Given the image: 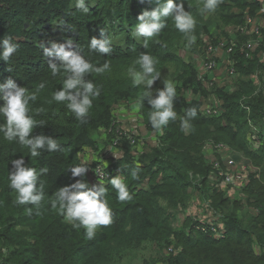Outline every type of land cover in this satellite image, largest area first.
I'll use <instances>...</instances> for the list:
<instances>
[{"label": "trees", "instance_id": "16d2710c", "mask_svg": "<svg viewBox=\"0 0 264 264\" xmlns=\"http://www.w3.org/2000/svg\"><path fill=\"white\" fill-rule=\"evenodd\" d=\"M85 2L89 7L86 14L75 7V0H0V39L10 37L18 44L17 52L8 62L0 60V83L11 78L36 95V101L29 102V115L43 125L34 128L31 135L51 136L61 146L58 151L41 150L39 157H31L28 148L16 141H7L0 133V264H116L129 252L148 243L169 240L173 235L176 245L183 249L179 253H166L167 264H264V132L260 133L263 142L260 149L254 150L249 124L251 119L264 131V61L259 57L264 51V28L262 46L254 52L253 58L246 57L243 52L252 37L240 32L237 35V46L231 54L240 73L237 87L232 91L225 88L208 91L197 81L196 62L193 58L187 62L182 56L181 50L187 41L171 18L159 36L148 40L147 47L143 45V37L137 40L132 36L138 16L157 6L153 0ZM183 3L196 20V41L188 47L192 53H202V35L215 33L216 25L222 30L229 25H245L247 13L255 17L264 7V2L259 0H222L214 16L208 17L207 13H200L203 0H183ZM101 30L107 38H113L116 32L127 35L123 43L112 41L113 51L102 55L91 52L88 47L92 37L101 38ZM61 39H72L74 46L93 65H109L103 73L86 75V79L92 80L101 90L100 96L93 100L86 123L75 118L66 102L57 103L52 99L54 92L62 88L66 73L62 69L60 75H51L49 58L44 56L42 45L50 47V41ZM141 53H148L158 61L155 67L160 75L152 86L153 96L164 88L160 76L169 70L166 81L176 86L177 119L170 121L162 132L156 130L159 143L151 144L149 151L138 160L130 154L129 142L124 139L126 156L116 167L121 169V177L128 183L133 199L120 202L109 183L116 173L104 183L90 184L86 174L73 178L68 169L85 165L80 159L85 149L97 151L99 145L95 137L99 130H114L113 110L118 102H140L146 128L155 131L149 121L151 106L144 98L146 86H133L129 71L130 68L140 70L136 60ZM255 73H259V84L251 78ZM41 83L45 84L43 89L39 88ZM187 88L194 92L190 101L182 92ZM211 96L223 101V115L202 113V99ZM2 105L3 100H0ZM244 105H248L250 111ZM193 108L196 116L189 121L188 128H182L181 118ZM3 122L0 117V124ZM211 138L229 144L244 153L254 167L263 168L259 178L251 177L247 189L251 204L259 208V215L241 217L237 204L230 205L224 193L214 192L215 206L222 207L225 212L224 238L217 239L194 226L191 231L184 227L178 233L172 232L169 228L172 214L168 210L187 204L195 180L208 185L205 177L211 165L204 158L203 146L204 141ZM21 156L29 167L47 168V173L40 178L45 202L39 214L32 205H17L14 202L17 193L9 187L11 161ZM133 169L138 170L137 180L131 178ZM76 180H83L89 187L103 185L107 188L112 223L99 226L92 240L85 238L84 228L74 229L51 207L50 200L58 188ZM26 208H32V214H28Z\"/></svg>", "mask_w": 264, "mask_h": 264}, {"label": "clouds", "instance_id": "9594fccd", "mask_svg": "<svg viewBox=\"0 0 264 264\" xmlns=\"http://www.w3.org/2000/svg\"><path fill=\"white\" fill-rule=\"evenodd\" d=\"M153 2L157 6L150 11L144 10L138 16L139 22L132 36L137 40L143 37V45L147 47L148 40L159 36L167 27L168 19L171 18L175 28L187 41L186 47L190 48L196 41L194 34L196 20L190 11L185 10L183 0L179 3L174 0H153ZM221 2L222 0H203L201 15L214 13ZM75 7L82 13L89 12L85 0H75ZM49 45L50 47L43 45L42 47L44 56L49 58L51 75L53 77L60 75L62 69L66 73L62 88L54 92L52 99L57 103L66 102L67 108L74 113L75 118L81 123H86L93 100L101 93L100 88L92 80L86 79V75L91 72L103 73L109 65L107 63L100 67L93 65L74 46L71 39L64 43L50 41ZM88 47L91 52L102 55H108L113 51L112 41L106 37L103 30H101V38L92 37ZM17 50L18 44L10 37L0 39V60L8 62ZM157 63L155 57L148 53H141L136 60L140 70L130 68L129 71L133 76V86L141 84L146 86L144 98L148 99L151 106L149 121L153 129L162 132L170 121L177 119V112L174 109L177 91L172 81H164V88L157 90L156 95L153 96L151 89L160 75L156 72ZM44 87V83L39 85L40 89ZM36 99L35 94L29 93L26 87L19 86L11 78L0 83V100H3V105L0 106V117H3L4 121L0 124V133H3L7 141H16L28 148L31 157H39L41 150L55 152L61 147L57 139L51 136L31 135L34 128L43 125L42 121L37 122L33 116L29 115V102H34ZM195 116L196 109H189L186 116L181 118V127L188 128L189 121ZM11 164L12 170L9 171L8 180L9 187L17 193L14 202L17 205H32L39 214L45 202L44 184L40 178L47 173V168L29 167L23 156L12 160ZM68 170L73 178L83 177L88 171L85 165H76ZM131 178L139 179L137 169L132 170ZM109 183L115 190L118 201L128 202L133 199L128 183L123 177L117 175L110 179ZM106 197L107 188L103 185L89 187L83 180H76L75 183L59 187L50 203L51 207L62 215L65 221L70 222L74 229L84 228L85 238L92 240L99 226H108L112 223L113 213ZM25 211L32 214L33 209L26 208Z\"/></svg>", "mask_w": 264, "mask_h": 264}, {"label": "rangeland", "instance_id": "374dc122", "mask_svg": "<svg viewBox=\"0 0 264 264\" xmlns=\"http://www.w3.org/2000/svg\"><path fill=\"white\" fill-rule=\"evenodd\" d=\"M238 11V9H236ZM207 16H214V13H207ZM216 22V21H215ZM216 25V24H215ZM216 30L220 29L216 25ZM215 30V31H216ZM126 33L116 32L113 34V38H109L114 43H123L126 38ZM216 35V34H215ZM202 39L205 40V35H202ZM222 35L220 36V38ZM72 40V39H71ZM66 41V40H65ZM63 39L57 40V43L65 42ZM222 48V47H221ZM184 49V48H183ZM183 50H181L182 53ZM222 51V50H221ZM195 56H199L201 53L193 52ZM224 53V51H223ZM185 55V53H183ZM260 57L264 58V51L259 53ZM195 56H192V60L195 61ZM185 58H188V55H185ZM201 59V58H199ZM222 62H219L218 67L214 72V76L218 79H225L226 77L222 74L221 68ZM165 75V76H164ZM169 75V70L163 72L160 76L159 81H166L167 76ZM164 76V77H163ZM256 82V81H255ZM257 83V82H256ZM183 94L190 101L194 92L191 88L182 90ZM219 97L211 96V99L215 100ZM220 99V98H219ZM141 104L140 102L133 101H121L114 105L113 110V126L114 130H99L96 134V141L99 145L97 149H85L80 154V159L83 164L88 166V172L86 173V179L91 184L94 183H104L108 180L112 173H116L121 176V169L117 168V162L121 161L126 156L127 146H125L124 139H127L130 146V154H132L135 159H139L143 153H147L149 146L151 144H157L158 142V132L150 131L145 126V118H143L140 111ZM250 124V135L258 133L263 127L258 126L254 121L253 124ZM263 132V131H262ZM160 133V131H159ZM203 154L204 158L206 156H211L215 159V163H219L222 166V161L227 158H233L235 161L241 163H250L252 161L248 159L244 153L234 149L229 144V151L227 154H222L213 149L214 143H219L213 138L206 139L204 141ZM97 148V147H96ZM121 157V158H120ZM206 160V158H205ZM207 161V160H206ZM208 163V162H207ZM209 164V163H208ZM213 165H211L210 171H212ZM104 171L108 175V178L103 182H97V178L102 179L101 176L104 175ZM209 171V173H210ZM254 173V172H252ZM254 175V174H253ZM252 175V176H253ZM250 176V178L252 177ZM255 176V175H254ZM205 180L208 181V185L203 184L201 180H195L192 189L190 190V199L187 204H179L176 208H170L168 211L172 214V219L170 221V231L179 232L186 227V231H191V226L202 230L198 227L199 222L203 224L204 228L208 227L212 218H216V214L220 215V218L217 222L219 226H226L225 221L223 220L224 210L222 207H216L212 194L218 192L220 194L224 193L230 201V205L237 204L238 209H240L241 217H252L259 215V208L250 202V195L247 192L249 188L248 184L245 189V197L238 199L237 197H230L228 193L218 191L215 187L211 185L209 180V174L205 177ZM252 180V179H251ZM250 180V183H251ZM197 185V186H196ZM254 200H252L253 202ZM255 206V207H254ZM193 228V229H194ZM173 229V230H172ZM203 231V230H202ZM221 228H217L216 231L206 228L204 232L209 233L213 237L224 238L221 234ZM171 232V233H172ZM216 233V234H215ZM219 234V235H218ZM220 236V237H219ZM226 236V234H225ZM174 235L170 236L168 239H162L161 241H156L146 244L144 247L129 252L121 261H118L116 264H167L168 258L167 254L173 252H180L183 249V246L176 245ZM172 248V250H170ZM176 248V249H175ZM176 252V253H177ZM167 253V254H166Z\"/></svg>", "mask_w": 264, "mask_h": 264}, {"label": "built area", "instance_id": "2783aa9c", "mask_svg": "<svg viewBox=\"0 0 264 264\" xmlns=\"http://www.w3.org/2000/svg\"><path fill=\"white\" fill-rule=\"evenodd\" d=\"M259 1L264 2V0ZM263 13L264 7L255 17H252L247 13L245 17V25H229L223 28V30L218 29L215 31V33L205 36V40L203 41L201 46L202 53L199 56H195L188 47H185L183 49L182 56L187 62L190 61V58L192 56H195V62L198 69L197 81L201 82L208 91H213L220 88H225L227 91H232L237 87L236 82L240 77V73L236 69L235 60L231 57L234 47L237 46V35L240 32V34H245L252 37L246 43V49H244L243 52L245 53L246 57L253 58L254 52L262 46L263 42ZM221 35L222 37L220 38ZM183 53H185V55H188V58H185V55ZM260 60L264 61V58L260 57ZM219 62H222L220 70L226 77L225 79H218L213 75L216 68L218 67ZM258 77L259 73L251 75V78L256 80L257 84L260 83V78ZM262 82L264 85V75ZM198 97L201 98L200 94H198ZM202 101L203 105L201 107V110L204 115L221 116L225 113V108L221 99L217 98L213 100L211 99V97H209L207 99H202ZM244 107L246 109H249L250 111L248 105H244ZM249 122L253 124V121L251 119L249 120ZM261 130L258 133L256 132L254 133V135H251V142L254 150H259L263 143L260 137V133L262 132ZM213 149L219 153L227 154L229 151V146L226 143L219 142L214 143ZM205 158L210 165H213L212 171H210L209 173V180L211 182V185L218 191L228 193L230 197H237L238 199H242L246 196L244 193V189L248 184H250V176L254 174L256 178H259L263 169L260 167L256 168L250 163L245 164L235 161L231 157L224 159L222 161V166H220L219 163L214 164L215 159L211 156L208 157L205 155ZM101 178L102 179L97 178V182H103L108 178V175L105 171L104 175L101 176ZM220 218L222 217L216 214V218H212L210 220V222L214 221L213 224H209L206 228L213 231H216L217 228H221L220 232L222 234V237H225V226H219V223L217 222ZM197 222H199L198 227L200 229H202L203 231L206 230L201 221ZM170 250H172V248H170Z\"/></svg>", "mask_w": 264, "mask_h": 264}]
</instances>
